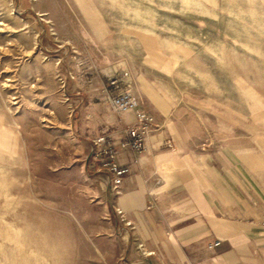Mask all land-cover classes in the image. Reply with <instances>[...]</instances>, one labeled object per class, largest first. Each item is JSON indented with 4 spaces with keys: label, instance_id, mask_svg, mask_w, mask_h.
Instances as JSON below:
<instances>
[{
    "label": "rangeland",
    "instance_id": "obj_1",
    "mask_svg": "<svg viewBox=\"0 0 264 264\" xmlns=\"http://www.w3.org/2000/svg\"><path fill=\"white\" fill-rule=\"evenodd\" d=\"M145 88L264 131V0H0V264H138L93 152Z\"/></svg>",
    "mask_w": 264,
    "mask_h": 264
},
{
    "label": "crops",
    "instance_id": "obj_2",
    "mask_svg": "<svg viewBox=\"0 0 264 264\" xmlns=\"http://www.w3.org/2000/svg\"><path fill=\"white\" fill-rule=\"evenodd\" d=\"M137 94L154 129L142 151L120 149L118 162L128 168L121 184L103 172L126 259L264 264V131L222 102L147 88ZM135 113H119L121 126L110 135L119 147Z\"/></svg>",
    "mask_w": 264,
    "mask_h": 264
},
{
    "label": "built area",
    "instance_id": "obj_3",
    "mask_svg": "<svg viewBox=\"0 0 264 264\" xmlns=\"http://www.w3.org/2000/svg\"><path fill=\"white\" fill-rule=\"evenodd\" d=\"M118 80L114 78L110 81L112 85L117 86ZM107 98L118 113L135 111V122L125 129L124 137L120 142V147L114 139L107 134H101L94 140V158L99 162L100 166L110 171L112 181L115 185L122 183L128 168L118 162L120 149H129L140 152L144 148L145 138L154 129L155 117L148 111L141 109L140 99L128 90L111 91ZM172 146L171 143H168ZM220 242L214 241L211 247L218 245Z\"/></svg>",
    "mask_w": 264,
    "mask_h": 264
}]
</instances>
